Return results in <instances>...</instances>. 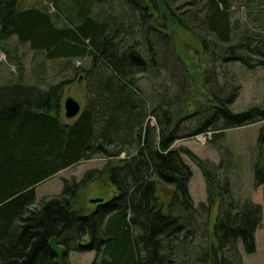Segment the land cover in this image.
Returning <instances> with one entry per match:
<instances>
[{
    "label": "trees",
    "instance_id": "1",
    "mask_svg": "<svg viewBox=\"0 0 264 264\" xmlns=\"http://www.w3.org/2000/svg\"><path fill=\"white\" fill-rule=\"evenodd\" d=\"M50 2L56 10L48 3L22 7L21 0H0V40L15 36L48 59L89 58L86 101L75 118L62 122L55 112L69 81L40 89L18 76L0 85V264H58L51 238L62 248L64 264L70 252L86 251H94L91 264H242L238 245L255 252L261 204L235 198L229 173L216 178L215 168L223 165L228 172L229 161L213 164L172 144L208 132L214 141L228 128L262 122L253 182L262 187L264 201V99L233 111L238 86L225 95L227 83L220 85L213 67L195 76L166 25L198 39L212 64L239 61L249 68L264 67V28L239 31L231 0ZM162 71L177 93L149 101L138 93L136 76L159 84ZM198 81L211 91L208 103L192 110L178 101ZM148 112L153 126L146 123ZM187 119L194 125L182 126ZM121 153L116 163L89 169L79 180L63 178L59 193L36 199L34 186L59 170L94 155L111 159ZM182 154L205 178V202L195 205L190 196L192 170ZM100 177L109 195L83 204L80 193ZM159 185L170 187V194L159 193Z\"/></svg>",
    "mask_w": 264,
    "mask_h": 264
},
{
    "label": "rangeland",
    "instance_id": "2",
    "mask_svg": "<svg viewBox=\"0 0 264 264\" xmlns=\"http://www.w3.org/2000/svg\"><path fill=\"white\" fill-rule=\"evenodd\" d=\"M68 0H57V4L62 6ZM116 1V0H115ZM259 0H253L250 5H245L246 0H231L230 14L231 20L235 24L238 21L239 31L247 27L256 29L264 28V4L259 5ZM48 3L50 11L56 10L50 0H21L22 7L40 6ZM120 7V5H119ZM123 7H120V10ZM108 10V8L103 7ZM160 21V20H159ZM62 23L61 21H59ZM173 36L174 47L181 55V58L186 64L193 69L195 76L200 77L202 70L206 67L209 71L212 67L216 70L217 78L220 85H226L225 95H229L230 91L238 86L237 95L234 101L229 105L233 111L244 110L252 105H262L264 99V67L255 66L249 68L239 61H230L226 64L210 62L208 54L200 51V42L190 33L175 26L166 25ZM264 30V29H263ZM261 30V31H263ZM90 64L89 58H57L48 59L42 52L32 50L28 44L19 42L15 36L7 40H0V85L4 83L14 82L21 76L23 82L37 83L41 89H47L48 84L57 83L59 81H69L63 86L62 96L60 98V107L58 113L61 119H64L63 100L67 96L76 99L81 108L85 104V80L84 69ZM81 67L76 70L75 67ZM159 84H154V80L146 77L145 74L136 76L138 93L144 97L156 98L157 96L169 97L177 93V88L173 83L170 84V79L166 71L161 72ZM44 76L42 81L37 80L38 76ZM201 78V77H200ZM230 82V87L228 85ZM191 91L192 98H191ZM211 87L206 86L201 81L193 85H189L187 96L178 101L183 106L186 104L190 109H194L197 104L208 103L206 94H209ZM192 100L188 104L189 100ZM196 105V106H195ZM69 122V119H66ZM146 123L153 126L155 117L148 112ZM183 124V125H182ZM182 126L191 127L194 125L193 119H187L182 122ZM262 122H255L239 127L228 128L223 132L221 138H216L214 141L212 132L189 136L186 138L177 139L172 144L173 147H185L192 154L202 160H207L213 164L229 161L228 172H224V167L215 168V176L217 179H223L229 173L231 189L235 198L243 200L250 198L254 202H261L263 199L262 187L257 186L253 182V165L257 159L258 149L256 139ZM125 156L121 153L117 158L108 159L100 155H94L90 159L81 161L67 169L56 173L53 178L46 184L42 185L37 195L42 196V192L48 191L52 195L60 192L62 188V179L75 178L79 180L83 174L89 169H101L106 162L116 163L118 158ZM185 162L192 170V177L188 183L190 196L195 205L199 202H205L207 198L206 181L200 169L190 157L182 154ZM104 178L88 183L80 193L82 203L91 199L108 196L110 191L103 182ZM170 188V187H169ZM167 186L159 185L158 192L162 194H170ZM109 191V193H108ZM104 192V195H103ZM37 199V198H36ZM39 200V199H37ZM263 217L259 228L255 232L256 250L253 253L243 251L241 245H238L241 254L242 264H264V205H262ZM217 213V203L213 206L210 214V231L211 224L215 220ZM202 240L199 243L205 245L206 241ZM196 241H198L196 239ZM95 257L94 251L86 252H70L67 255V264H91Z\"/></svg>",
    "mask_w": 264,
    "mask_h": 264
},
{
    "label": "water",
    "instance_id": "3",
    "mask_svg": "<svg viewBox=\"0 0 264 264\" xmlns=\"http://www.w3.org/2000/svg\"><path fill=\"white\" fill-rule=\"evenodd\" d=\"M62 105H63V114H64V117L66 119L75 118L81 110V106H80L79 102L71 96L65 97ZM98 200H101V198L91 199L90 201L96 202ZM49 244H50V247L52 249V252L57 256L58 264H64V262H63V250L58 245L56 239L51 238Z\"/></svg>",
    "mask_w": 264,
    "mask_h": 264
},
{
    "label": "crops",
    "instance_id": "4",
    "mask_svg": "<svg viewBox=\"0 0 264 264\" xmlns=\"http://www.w3.org/2000/svg\"><path fill=\"white\" fill-rule=\"evenodd\" d=\"M38 88H40V87H38ZM40 89H41V88H40ZM51 113H53V114L56 113V115L59 116V118L61 117V115H60L57 111H56L55 113H54V112H51ZM63 117H64V116H63ZM60 120H61L62 122H66V121H67L65 117H64V119H61V118H60ZM68 121H70V120H68ZM68 168H69V167H68ZM65 169H67V168H63V169L59 170L58 172H61V171L65 170ZM58 172H56V173H58ZM56 173H54L52 176H50V177H48V178H45L44 180H41L40 182H38V183L34 186V189H35V196H36L37 199H40V198L43 197V196H49V195H52L51 192L44 191V192H42V193H43L42 196H38V195H37V191H38V189H39L42 185H44V184H46L48 181H50ZM257 203L261 204V206L264 205V201H263V200H262L261 202H257Z\"/></svg>",
    "mask_w": 264,
    "mask_h": 264
}]
</instances>
